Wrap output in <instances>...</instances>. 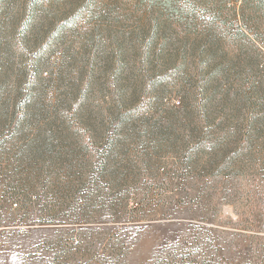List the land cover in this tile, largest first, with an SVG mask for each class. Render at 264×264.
Returning <instances> with one entry per match:
<instances>
[{
	"label": "rangeland",
	"instance_id": "374dc122",
	"mask_svg": "<svg viewBox=\"0 0 264 264\" xmlns=\"http://www.w3.org/2000/svg\"><path fill=\"white\" fill-rule=\"evenodd\" d=\"M5 1L0 5V102L14 100L21 91L41 107L32 103V110L44 107L46 114L57 99L74 102V96L84 95L90 110L85 118H98L91 114L95 106H103L109 117L97 144L105 132L116 133L118 114L112 116L118 110L134 115L117 136L123 148L111 162L110 172L121 174L97 180V191L109 198L104 204L74 212L76 188L87 183L78 177L80 170L69 173L57 166L47 173L39 168L41 173L32 178L26 173L20 184L10 177L0 180V193L9 182L22 188L19 198L0 200V264H100L102 257L152 264L160 251L195 238L209 240L212 247L205 249L221 264L260 263L264 196L252 208V191L232 165L217 176L188 164L183 155L181 140L187 135L179 133L171 111L173 105L179 107L178 98L164 92L186 79L181 72L176 79L170 75L176 47L163 45L167 25L157 27L158 16L136 0H49L48 5L38 2L32 25L14 35L9 30L20 19L23 0ZM53 18L67 26L59 42L45 33ZM31 67L41 71V84L34 83ZM161 77L165 80L159 85ZM148 115L150 120L141 119ZM36 125L32 123L31 139ZM159 130L168 135L156 137ZM6 138L5 151L15 145L14 138ZM25 145L32 144L19 141L12 152L0 154L2 169L11 171L9 165L19 161ZM27 157L25 161L32 159ZM97 191L94 197L101 195ZM54 201L60 207L44 217ZM122 237L131 239L127 252L113 247Z\"/></svg>",
	"mask_w": 264,
	"mask_h": 264
},
{
	"label": "trees",
	"instance_id": "16d2710c",
	"mask_svg": "<svg viewBox=\"0 0 264 264\" xmlns=\"http://www.w3.org/2000/svg\"><path fill=\"white\" fill-rule=\"evenodd\" d=\"M2 1L6 2L0 0V5ZM38 2L48 5L49 0H23L20 19L9 30L12 34L32 25L38 15ZM136 2L158 16L154 22L158 23L157 27L160 22L167 25L163 45L169 42V45L176 47L170 62L174 66L170 75L176 79V74H185L184 83L178 79L180 87L175 86V90L163 92L168 97L178 98L179 107L173 105L171 111L179 133L184 130L187 135L181 140L186 162L204 166L217 176L232 165L252 191L251 207L254 208L255 199L264 196V0ZM64 24L54 18L49 20L45 33L48 38L51 37V41L61 40V34L67 27ZM174 38L176 41H172ZM20 40L21 37L17 43ZM31 70L35 72L34 83L41 84L40 80L37 81L41 71L33 67ZM163 78L156 83L163 84ZM28 83L31 86L32 83ZM43 87L48 88L47 85ZM76 97L74 102L57 99L52 111L46 114L44 107L42 111L32 110V103L34 108L39 107L35 106L36 100L33 97L31 99V96L23 98L21 91L14 100L0 102V154L3 151L12 152L19 141L30 140L32 144L21 147L22 156L16 158L18 162L9 165L11 171L0 166V180L10 177L20 184L21 177L26 176V173L31 178L41 173L39 168L47 173L57 166L69 173L80 170L78 177L82 175L87 183L76 188L74 212L95 208L109 199L107 194L103 197L102 191H97V180L110 174H121L116 169L110 172L111 162L117 159L115 154L123 148L117 136L122 134L121 131L134 115L122 114V110H118L112 116L118 114L116 119L119 120V127L115 128L116 133L105 132V140L97 144V134L103 130L109 118L106 110L103 106H95L91 114L98 115V118H85V111L90 112L85 106L88 99L84 95ZM131 106L128 103L125 105L126 109H131ZM149 118L148 115L141 119L144 121ZM35 121L39 125H36V134L31 139L32 123ZM161 134L168 135V132L159 130L156 137ZM8 135L14 138L15 145L7 146L5 151L3 149L9 141L6 138ZM87 138L92 141H87ZM54 140L60 144L51 145L50 142ZM27 156H32V159L25 161ZM38 159L43 161L39 162ZM40 177L44 179L43 174ZM65 188L68 190V187ZM21 190L19 185L9 182L0 193V200L7 197L17 199ZM96 191L101 195L94 197ZM58 207V201H54L52 210H45L42 215L49 216ZM40 221L52 223V220ZM129 240L126 237L117 238L113 247L127 252ZM205 245L210 249L212 247L206 238H195L188 245L172 244L156 254L152 264H221L216 261L218 257L205 249ZM203 251L207 252L206 257ZM260 254L258 264H264V248ZM100 260V264H122L120 259L113 257H102Z\"/></svg>",
	"mask_w": 264,
	"mask_h": 264
}]
</instances>
